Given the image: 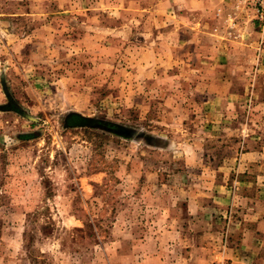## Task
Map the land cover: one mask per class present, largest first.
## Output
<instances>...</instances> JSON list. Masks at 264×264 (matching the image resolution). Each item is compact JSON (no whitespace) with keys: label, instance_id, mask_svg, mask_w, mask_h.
<instances>
[{"label":"rangeland","instance_id":"374dc122","mask_svg":"<svg viewBox=\"0 0 264 264\" xmlns=\"http://www.w3.org/2000/svg\"><path fill=\"white\" fill-rule=\"evenodd\" d=\"M174 1L0 0V264H264V178L198 78L242 36Z\"/></svg>","mask_w":264,"mask_h":264},{"label":"crops","instance_id":"0c3cea01","mask_svg":"<svg viewBox=\"0 0 264 264\" xmlns=\"http://www.w3.org/2000/svg\"><path fill=\"white\" fill-rule=\"evenodd\" d=\"M174 2L183 3L180 6L189 10L207 9L204 22L193 25L192 30L208 35L242 36L237 40L223 36L204 46V59L197 64L204 68L203 72L198 70V78L206 83L203 105L206 104L208 123L203 129L236 131L234 139L225 143L232 141L236 146L237 169L249 173L251 165L254 178H264V172L256 171L264 158V11L247 6L243 0ZM215 16L223 21L218 22ZM251 157L253 161L247 159Z\"/></svg>","mask_w":264,"mask_h":264},{"label":"trees","instance_id":"16d2710c","mask_svg":"<svg viewBox=\"0 0 264 264\" xmlns=\"http://www.w3.org/2000/svg\"><path fill=\"white\" fill-rule=\"evenodd\" d=\"M14 109L18 110V107H14ZM98 121L84 117L78 113H70L65 116L64 118V124L66 127H76V126H86L88 124H94L97 125ZM111 128H113V125L108 124ZM115 127V126H114Z\"/></svg>","mask_w":264,"mask_h":264},{"label":"built area","instance_id":"2783aa9c","mask_svg":"<svg viewBox=\"0 0 264 264\" xmlns=\"http://www.w3.org/2000/svg\"><path fill=\"white\" fill-rule=\"evenodd\" d=\"M254 3H256L259 8H260V11H264V0H250Z\"/></svg>","mask_w":264,"mask_h":264}]
</instances>
